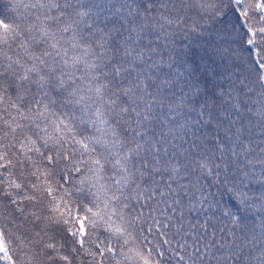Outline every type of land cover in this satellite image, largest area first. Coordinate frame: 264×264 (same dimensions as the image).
I'll list each match as a JSON object with an SVG mask.
<instances>
[{"label": "snow or ice", "instance_id": "obj_1", "mask_svg": "<svg viewBox=\"0 0 264 264\" xmlns=\"http://www.w3.org/2000/svg\"><path fill=\"white\" fill-rule=\"evenodd\" d=\"M3 264H264V0H0Z\"/></svg>", "mask_w": 264, "mask_h": 264}, {"label": "trees", "instance_id": "obj_2", "mask_svg": "<svg viewBox=\"0 0 264 264\" xmlns=\"http://www.w3.org/2000/svg\"><path fill=\"white\" fill-rule=\"evenodd\" d=\"M0 264H3V262H2V261H0Z\"/></svg>", "mask_w": 264, "mask_h": 264}]
</instances>
